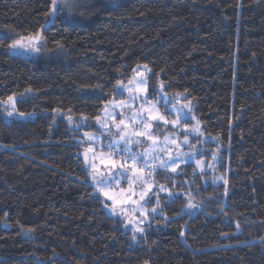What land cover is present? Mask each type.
Segmentation results:
<instances>
[{"label":"trees","instance_id":"16d2710c","mask_svg":"<svg viewBox=\"0 0 264 264\" xmlns=\"http://www.w3.org/2000/svg\"><path fill=\"white\" fill-rule=\"evenodd\" d=\"M49 5L0 0V264H264V0H82L46 24ZM36 33L39 55L8 47ZM138 65L149 97H168L151 132L174 131L180 96L208 139L200 170L152 172L133 241L78 150ZM9 96L24 117H4Z\"/></svg>","mask_w":264,"mask_h":264},{"label":"rangeland","instance_id":"374dc122","mask_svg":"<svg viewBox=\"0 0 264 264\" xmlns=\"http://www.w3.org/2000/svg\"><path fill=\"white\" fill-rule=\"evenodd\" d=\"M81 1L76 0V3ZM22 42L28 43L26 39ZM32 43L39 48L38 52L21 49L19 53L23 54H19L17 50H10L21 56H37L41 52V42L32 41ZM147 70V67L143 65L134 68L133 75L123 85V89L128 94L105 103L98 120L100 130L96 133L84 132V141L78 150V155L88 171L89 183L95 191L97 182L106 181L100 187L112 199L109 200L102 192L96 191L108 200L106 211L119 216L123 222V228L129 230L132 235L141 234L134 232V228H143L144 230L147 228L150 211L156 206V203L150 204L155 200V197L153 201L151 200V195L155 196L159 191L153 189L152 172L159 169L173 170L177 164L189 160L194 161L200 170L201 164L194 159L193 152H198L200 148L198 143L207 138L201 133L200 124L193 113L186 109V106L183 107L182 102L179 103L182 100L180 96L176 97L178 103L169 105V109L173 111L174 115L170 120L172 125H175L174 131L167 135L162 132L159 137L151 132L154 122L165 121V116L158 109L157 103L158 100L167 103L168 97L164 94L163 96L157 95L156 98L149 97L145 82ZM8 98L2 106L4 117L6 119L24 117L25 115L21 116L20 112L15 111L14 98L12 97L11 102L8 101ZM9 112H12L11 116L8 115ZM151 116L163 117V119H151ZM184 120L188 122L186 123ZM194 128H198L199 131L194 132ZM179 131L183 134L182 137L178 134ZM141 132L145 135L133 134ZM185 138H187V142ZM191 141H193L194 147H189ZM124 149L130 151H124ZM211 155L212 160L207 163V172L210 179L219 181L222 177L217 175L214 169L217 156L214 152ZM133 156L136 157L135 160L132 159ZM92 173L96 175V181H93ZM113 177L115 178L113 179ZM142 195L143 199H141ZM113 208H115V212L112 211Z\"/></svg>","mask_w":264,"mask_h":264},{"label":"snow or ice","instance_id":"6c2138e0","mask_svg":"<svg viewBox=\"0 0 264 264\" xmlns=\"http://www.w3.org/2000/svg\"><path fill=\"white\" fill-rule=\"evenodd\" d=\"M76 4V0H50V5H49V12L46 13V16L48 17L46 24H55L57 17L59 16V14L63 11V9L67 8L69 9V15L70 10L73 6H75ZM44 27V26H42ZM27 40L28 43L25 44L22 41ZM46 38L42 35H40L39 33H36L35 35H31L28 37H20L18 39H14L12 41L11 44L8 45V47L12 50H17L19 53V50L23 49L24 51H28L29 49L32 52H38L39 48L36 47L32 41H36L37 43L43 42ZM19 54H23V53H19ZM13 100L12 97L8 98V101L11 102ZM191 110V109H189ZM150 111V110H149ZM9 116L12 115V112L8 113ZM19 115L23 116L25 115L24 113H20ZM151 119H163V117H158V116H151ZM121 124H123V121H121ZM117 127H119V125H117ZM147 127V126H146ZM194 132H198L199 129L198 128H194L193 129ZM134 135H145V133L141 132V133H133ZM123 139V136L121 137ZM151 138V137H149ZM186 142H187V138H185ZM124 151H130L129 149H124ZM133 160L136 159L135 156L132 157ZM173 171H175V168H173ZM92 175V179L93 181H96V175L94 173L91 174ZM115 177H113L114 179ZM106 183V181H99L96 184V191L102 192L104 196H106L109 200L112 199V197L104 191V189L102 187H100L101 184ZM225 195H227V189L225 191ZM141 199H143V195L141 196ZM194 205L189 204V207H193ZM105 207H108L107 204H105ZM113 212H115V208L112 209ZM153 212H155V209H153ZM237 229H239L240 225L237 224L236 225ZM29 231H33V229H29ZM134 232H139V233H143L144 229L143 228H134L133 229ZM184 233H181V236H183ZM224 235H227V233H224ZM133 241L136 240V236L133 235L132 236ZM145 264H147V262H145Z\"/></svg>","mask_w":264,"mask_h":264}]
</instances>
